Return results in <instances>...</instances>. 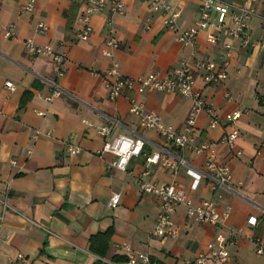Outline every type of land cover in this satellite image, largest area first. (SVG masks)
<instances>
[{
    "label": "crops",
    "instance_id": "1",
    "mask_svg": "<svg viewBox=\"0 0 264 264\" xmlns=\"http://www.w3.org/2000/svg\"><path fill=\"white\" fill-rule=\"evenodd\" d=\"M21 1L0 0V264H12L18 251L23 252L19 264H91L96 258L127 264L128 249L147 250L157 264H187L218 232L232 239L227 244L228 260L209 258L190 264H264V254L256 252L251 238L258 234L264 242V0H248L256 13L247 27L263 45L233 39L223 80L205 82L200 72L195 75V87L219 117L210 126V113L201 109L195 141H212L217 157L231 166L232 177L217 196L219 212L228 206L224 223L199 221L178 203L173 212L176 235L153 232L159 198L140 190L136 175L147 169L148 179L176 178L197 202L210 195L209 179L201 175L192 187L186 167H202L205 153L181 149L165 141L155 128L141 126L129 103L134 97L179 128L191 98L176 91L134 87L110 98L104 82L110 58L103 53L107 7L91 14L89 35L81 38L76 15L82 0H37L32 11L21 9ZM169 1L180 9V26L198 17L200 0ZM38 20L46 23L45 29H38ZM9 21L14 22L15 32L5 36ZM113 25L120 41L114 57L127 75L151 70L169 74L183 57L211 58L220 66V42H210L207 29H199L192 43H184L164 25L162 11L153 9L149 0H126ZM221 36L227 38L224 30ZM26 37L65 52L62 75L55 77L49 55L25 49ZM53 78L62 91L49 99L45 95L54 87ZM6 79L14 86L6 85ZM234 109H240L234 121L239 134L230 146L221 136L230 128L225 113ZM102 123L110 124L109 137L119 132L145 137L142 151L130 157L125 169L108 164L113 153L98 151L105 137L98 130ZM68 142L79 144L80 149L71 152ZM156 148L173 159L181 157L176 174L169 166L145 160V154ZM113 190L121 195L111 206L108 199ZM252 213L257 217L254 224L247 221ZM107 228H111L108 244L98 254L90 248V236Z\"/></svg>",
    "mask_w": 264,
    "mask_h": 264
},
{
    "label": "built area",
    "instance_id": "2",
    "mask_svg": "<svg viewBox=\"0 0 264 264\" xmlns=\"http://www.w3.org/2000/svg\"><path fill=\"white\" fill-rule=\"evenodd\" d=\"M37 0H22L21 9L32 11ZM126 0H82L80 9L76 15L79 27L77 35L86 38L89 35L91 24L90 16L92 13L107 7L108 13L105 18L107 35L104 38L105 47L103 53L109 56L110 61L104 69V82L107 94L110 98H115L125 92L126 89L136 88L138 91L147 89H160L165 91H176L191 98L190 106L182 127H176L164 121L155 109L145 108L140 100L130 97L129 110L136 114L138 123L145 128H155L159 135L167 142L177 145L181 149L192 147L195 151L204 152L205 159L202 167L195 168L192 165L186 167V171L192 175L191 186L194 187L201 175L209 179L210 195L193 202L189 192L178 183L176 178L168 181H156L144 177L147 169L140 171L136 175V182L140 190L150 191L159 198V209L156 215L153 232L161 235H176L178 227L173 218V212L178 203H183L187 214L199 221L213 223L217 226L224 223V216L228 210L225 207L223 212L217 209V196L220 189L224 187L232 177L231 166L226 160L217 157V149L209 139L195 141L197 135L196 117L201 109H207L211 118L210 126L218 122V113L206 102L201 89L195 87V75L200 72L205 82L221 81L227 76L226 66L229 63L232 50L233 39H239L243 44L259 43L263 45V40L252 37L247 31L249 17L256 13L254 5L248 0L233 3L227 0H200L199 15L194 22L180 26L177 18L180 9L172 7L169 0H149L153 9L162 11L164 25L175 31L176 37L184 43H192L199 29H207V39L212 43L221 45V62L217 67L215 60L206 57H196L190 59L183 57L180 64L169 74L161 75L157 70H151L146 74L137 76L123 73L119 67L117 59L114 57V48L119 46V38L115 34L114 17L117 13L124 11ZM43 20H38L37 27L40 30L46 28ZM224 30L227 38L222 39L221 33ZM14 22L9 21L5 24L3 34L9 36L14 34ZM24 47L33 54L49 55L52 63V70L55 77L63 74L65 70L64 61L66 54L64 51L56 50L53 45L47 43H37L32 37L24 38ZM53 89L45 96L51 98L59 94L62 88L57 84L55 78L51 80ZM5 84L13 87L14 83L10 79L5 80ZM37 112L43 111L37 109ZM240 109H234L225 113L227 123L230 128L221 136V141L233 146L239 134V127L234 123ZM111 126L108 123L99 125L98 130L102 133L104 141L98 151L100 153L109 151L113 153V158L108 161L110 166L125 169L132 155L139 154L144 146L145 137L141 134L135 136L119 132L113 137H109ZM39 132L37 129L34 133ZM264 143V141H263ZM67 148L71 152L80 149V145L68 142ZM237 151H239L237 149ZM146 161L159 162L169 166L172 174H176L179 168V161L171 158L164 150L153 149L145 154ZM15 162V158H11ZM121 192L113 190L109 196L108 204L111 206L119 202ZM256 215L249 214L247 221L254 224ZM255 242V250L264 254V242L260 235L254 234L251 237ZM232 241L229 235L218 232L215 238L208 241L205 250H200L191 262L205 263L209 258L217 259L221 262L228 260L230 250L227 246ZM127 264H157L155 259L147 250L128 249L125 253ZM23 257V252L18 251L16 257L12 259V264H19V258Z\"/></svg>",
    "mask_w": 264,
    "mask_h": 264
},
{
    "label": "trees",
    "instance_id": "3",
    "mask_svg": "<svg viewBox=\"0 0 264 264\" xmlns=\"http://www.w3.org/2000/svg\"><path fill=\"white\" fill-rule=\"evenodd\" d=\"M25 97V96H23ZM24 98L22 99V101ZM111 228H107L105 230H99L95 233H93L90 236V248L97 252L98 254H103L105 251V248L108 244L109 236H110ZM116 259H119V256L115 257ZM126 258V256H124ZM91 264H113L108 261H104L100 258H96Z\"/></svg>",
    "mask_w": 264,
    "mask_h": 264
}]
</instances>
